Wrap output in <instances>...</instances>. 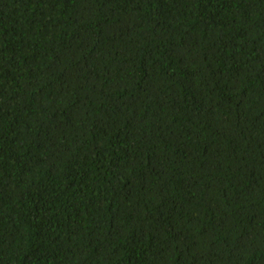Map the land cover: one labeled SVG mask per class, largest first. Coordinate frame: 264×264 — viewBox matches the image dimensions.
I'll return each instance as SVG.
<instances>
[{
	"label": "trees",
	"instance_id": "obj_1",
	"mask_svg": "<svg viewBox=\"0 0 264 264\" xmlns=\"http://www.w3.org/2000/svg\"><path fill=\"white\" fill-rule=\"evenodd\" d=\"M0 264H264V0H0Z\"/></svg>",
	"mask_w": 264,
	"mask_h": 264
}]
</instances>
